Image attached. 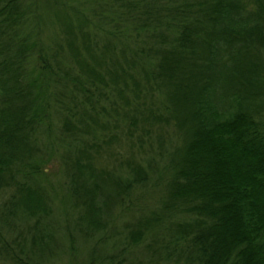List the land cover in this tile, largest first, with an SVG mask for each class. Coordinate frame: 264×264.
I'll list each match as a JSON object with an SVG mask.
<instances>
[{
    "label": "trees",
    "instance_id": "trees-1",
    "mask_svg": "<svg viewBox=\"0 0 264 264\" xmlns=\"http://www.w3.org/2000/svg\"><path fill=\"white\" fill-rule=\"evenodd\" d=\"M140 4L80 0L44 42L46 29L27 25L57 8L0 0V194L10 192L0 195V220L36 218L12 236L0 228V264H32L49 247L37 225L51 160L71 178L80 221L93 231L108 225L111 197L145 183L139 165L126 163L131 179H113L93 164L91 151L100 154L121 117L139 145L151 133L162 145L165 128L180 138L161 179L167 219L140 217L130 242L167 230L184 264H264V0ZM145 31L151 46L125 41ZM104 264L126 263L115 255Z\"/></svg>",
    "mask_w": 264,
    "mask_h": 264
},
{
    "label": "rangeland",
    "instance_id": "rangeland-1",
    "mask_svg": "<svg viewBox=\"0 0 264 264\" xmlns=\"http://www.w3.org/2000/svg\"><path fill=\"white\" fill-rule=\"evenodd\" d=\"M39 1L48 6L53 5L57 8V12L52 13L50 9L46 11L40 9L39 12H43L42 22H31L27 26H38L43 30L46 29L43 31L41 39L47 42L46 39L50 33L47 30L51 24L55 25V20L65 17L66 13L71 14V7L77 5L80 0ZM55 2L58 3V7L54 5ZM140 2V5H147V3H151V0H140ZM110 16L108 15V17ZM110 26L112 25L109 24ZM52 29L50 27V31ZM100 35V44H104L107 34L101 32ZM120 40L128 42L131 48L143 44L147 45V48L153 44V40L148 39L146 31L135 41L134 39ZM115 52L117 53V51ZM111 122V127L106 133L107 136L111 135L108 136L106 144L100 145V154H95L93 150L90 153L94 166L105 172L106 175H113V179L125 177L131 179V176L127 174L126 163L139 165L147 176L145 183L134 185L125 198L111 197L107 201L110 215L108 225L104 230L93 231L80 221L81 206L75 202L71 193V178L68 177V174L66 175V170L60 165L61 163L59 164L54 159L51 160L47 165L46 175L41 178L42 185L47 189L49 196L46 197L45 202L46 214L40 217V223L37 225L39 228L45 227L50 233L51 239L48 249L36 254L32 264H104L115 255L120 259L123 258L126 264H148L153 258L159 264H184V256L179 255L172 246H168L170 234L167 230L148 231L144 238L136 244H132L127 237L134 228L132 226L135 221L142 216H160L164 220L167 219V214L161 210L159 203L162 194L160 190L161 179L165 176V169L169 164L172 150L177 143H180L178 142L180 139L178 132L174 133L173 129L165 128L161 140L162 145L157 144L152 133L149 144L146 136L141 139L142 145H139L136 138L128 139L126 135L127 120L124 121L121 117L119 121L113 122L111 120ZM51 124L54 136L58 135L60 126L58 118H52ZM140 128L141 124L138 123L134 135L139 134ZM121 139L123 142L119 143ZM42 141L44 143V140ZM41 146L39 145L42 153L44 149ZM64 146L66 145H55L54 147H59V152L66 154L67 149H64ZM110 186L108 184L106 188L109 189ZM9 193L7 189L0 195L6 199L10 196ZM35 221V217L27 218L17 215L6 221L0 220V228L4 233L12 236L33 226L36 224ZM32 231L33 233L36 232L35 229ZM158 256H160L159 259ZM112 262L116 263L114 260Z\"/></svg>",
    "mask_w": 264,
    "mask_h": 264
}]
</instances>
